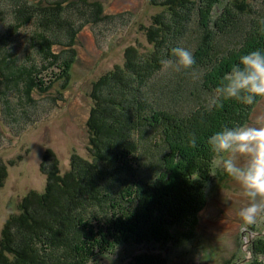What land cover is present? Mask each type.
Instances as JSON below:
<instances>
[{"label": "trees", "instance_id": "obj_1", "mask_svg": "<svg viewBox=\"0 0 264 264\" xmlns=\"http://www.w3.org/2000/svg\"><path fill=\"white\" fill-rule=\"evenodd\" d=\"M152 3L164 9L147 27L151 48L145 54L133 47L127 63L103 75L93 93L88 122L93 158L75 154L70 171L62 174L58 159L50 156L55 165L47 170L45 192H31L5 226L0 245L9 254L0 251V264H95L123 244L168 246L193 232L213 177L215 157L207 138L225 124L248 123L260 100L251 106L228 100L217 108L206 98L200 104L198 97L203 100V88L214 94L241 55L264 49V0ZM178 45L194 53L193 68L205 67L192 82V94L184 84L191 69L176 72L161 63ZM73 63L67 56L60 68L69 74ZM191 99L192 109L175 107L174 113L165 107V100L186 105ZM193 133L195 148L189 146ZM158 139L165 145L161 155L153 152ZM249 249L251 257L240 264H264L263 232ZM132 264L167 259L149 251Z\"/></svg>", "mask_w": 264, "mask_h": 264}, {"label": "rangeland", "instance_id": "obj_2", "mask_svg": "<svg viewBox=\"0 0 264 264\" xmlns=\"http://www.w3.org/2000/svg\"><path fill=\"white\" fill-rule=\"evenodd\" d=\"M163 9L152 0H0V244L6 224L21 213L28 195L45 192L47 170L55 165L52 155L62 174L70 171L75 154L93 158L88 122L95 88L103 75L127 63L133 47L148 52L147 27ZM67 56L74 58L69 74L60 68ZM204 70L191 69L184 83L190 94ZM213 95L203 88L198 101L205 105ZM188 101L165 100V107L174 113L175 107L195 108V100ZM262 113L264 97L248 123ZM157 143L153 152L161 155L165 145ZM212 175L208 201L189 237L168 246L123 244L95 264H132L149 251L161 253L167 264H240L250 258L249 247L259 231L264 233V220L254 225L242 220L239 211L248 200L215 160ZM0 251L9 254L1 245Z\"/></svg>", "mask_w": 264, "mask_h": 264}, {"label": "clouds", "instance_id": "obj_3", "mask_svg": "<svg viewBox=\"0 0 264 264\" xmlns=\"http://www.w3.org/2000/svg\"><path fill=\"white\" fill-rule=\"evenodd\" d=\"M261 25L260 32L264 35V21ZM171 57L161 63L176 72L193 69L197 63L194 53L179 45L171 48ZM261 97H264V49L257 48L241 55L239 62L223 75L210 105L221 108L224 101L235 100L251 106ZM207 144L217 166L241 186L248 200L239 216L249 225L264 220V113L255 117L253 123L223 125L207 138ZM189 146L197 147L194 133L190 134Z\"/></svg>", "mask_w": 264, "mask_h": 264}]
</instances>
